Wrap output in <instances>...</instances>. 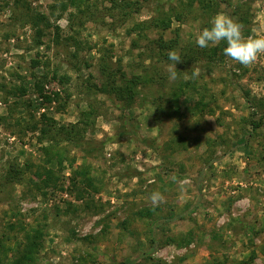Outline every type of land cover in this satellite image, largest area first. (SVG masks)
Listing matches in <instances>:
<instances>
[{
	"label": "rangeland",
	"instance_id": "1",
	"mask_svg": "<svg viewBox=\"0 0 264 264\" xmlns=\"http://www.w3.org/2000/svg\"><path fill=\"white\" fill-rule=\"evenodd\" d=\"M78 5L0 0V239L15 250L9 257L41 227L32 264H264V123L253 130L248 122L264 115V56L245 67L224 55L226 41L196 43L220 13L241 23L244 37L264 35V0H231L229 15H188L141 35L135 23L178 0ZM160 36L178 41L173 81L150 56ZM145 70L167 81L145 84ZM44 71L48 94L60 93L51 102L35 89ZM55 72L70 81L60 84ZM177 82L194 88L175 101ZM126 84L130 94L116 92ZM161 96L162 123L153 103ZM80 170L83 181L74 178ZM153 192L165 198L158 207ZM159 221L158 247L143 258Z\"/></svg>",
	"mask_w": 264,
	"mask_h": 264
},
{
	"label": "trees",
	"instance_id": "2",
	"mask_svg": "<svg viewBox=\"0 0 264 264\" xmlns=\"http://www.w3.org/2000/svg\"><path fill=\"white\" fill-rule=\"evenodd\" d=\"M84 0H79L78 3L81 4ZM76 0H71V4L74 6H79ZM126 6V5H124ZM230 7H231V0H178V5L170 6V11H165L163 8L157 10V14L152 17L150 20H145L140 23H135L134 28L132 29L135 32H144L149 29H157V30H168L171 28L173 19H176L178 21H184L188 15H194L195 18L199 19H211V16L214 12L217 11H223L227 13L228 15L230 14ZM214 10V11H213ZM206 26H211V22L208 23ZM41 32L42 31H38ZM141 35V33H140ZM177 39L173 38L170 40L165 39L163 36H160L158 39H155L152 41L153 45L150 48L152 51V56L153 58H158V61L160 64L165 68L168 64L172 63L171 61L168 60V52L170 50H177ZM36 44L41 43V38L37 41H35ZM137 41H134L133 44H136ZM222 48V47H221ZM192 50L195 48L191 47ZM220 50V46L216 47L213 49V55H216L218 51ZM198 52V51H197ZM213 58V57H212ZM32 64L34 66H38L40 64V60H32ZM159 71V69H158ZM162 71V68H161ZM159 74V72H157ZM164 73L161 72V76H149L148 70H145V75L143 76V79L145 80L144 83H153L157 82L158 79H161L162 81L165 80L167 81V77L164 75ZM141 75H134V79H132V82H140V79L142 78ZM146 77V78H145ZM51 78L53 79H58L60 84H64L70 81V76L68 74H60L58 72H55ZM49 72L44 71L43 75L37 76V81L35 83V89L37 92H39V95L42 97V100L45 102H51L54 99H58L60 97L59 92H55L53 95L51 93L48 94V90H46L47 85L46 83L50 82L49 81ZM161 81V82H162ZM172 92L171 96L172 99L175 101L179 100V97L188 92L189 90H192L194 88V85L192 82H177L176 84L171 86ZM133 90V87H130L129 85H125V87L119 88L116 92L123 94L124 92L130 94ZM53 96V97H52ZM248 98V95L245 96ZM153 103L157 106V114L156 118L159 122H163V119L165 118L164 116L167 114V107L163 106V99L162 96L158 97L153 100ZM168 110H174L173 106H168ZM91 112V111H89ZM89 112H83L82 116L89 115ZM175 112H179V109H175ZM257 113H253L251 115V118L248 119V122L253 126V130H257V128L261 127L262 124L264 123V115L258 120L255 119ZM130 124V123H129ZM60 130H65V128H62ZM141 142L146 143V140L143 138L140 139ZM179 143H183L184 139L182 137H178ZM49 163H51L53 160H47ZM53 172L49 170V179H52V174ZM88 176V172L86 170H80L74 175V178L77 179L78 177L81 178L83 181L86 177ZM145 213H150L147 212L148 209H144ZM155 225L152 226L150 229V241L152 243V246L150 249L146 250L145 252L142 253V257L145 258L148 255H152L156 249H157V244L159 243V239L156 237V228L161 224V221L154 223ZM9 225V230H14V227L16 226V223L10 222L8 223ZM45 232L41 227H32L29 232L25 235V243H24V248L22 252H19V255H14L12 257H9L10 252H15V250L12 247H9L5 241L4 238L0 239V264H3L4 262L6 264H32L35 256L40 252L42 246H43V240H44ZM184 242L188 243L189 240L187 241H181L178 242L180 246L184 244ZM152 256H150L151 258ZM138 262V259L131 261L128 264H135Z\"/></svg>",
	"mask_w": 264,
	"mask_h": 264
},
{
	"label": "clouds",
	"instance_id": "3",
	"mask_svg": "<svg viewBox=\"0 0 264 264\" xmlns=\"http://www.w3.org/2000/svg\"><path fill=\"white\" fill-rule=\"evenodd\" d=\"M243 25L235 19L220 13L211 21V27L205 28L198 34L196 43L201 48L217 45L221 41H226L224 55L233 61L250 67L255 64L259 57L264 56V35L261 36H243ZM168 64L166 71L168 79L173 81L177 79V64L182 62V58L176 50L168 52ZM199 68H193L192 78L199 76ZM153 207H158L165 202V198L160 192H153L150 197Z\"/></svg>",
	"mask_w": 264,
	"mask_h": 264
}]
</instances>
